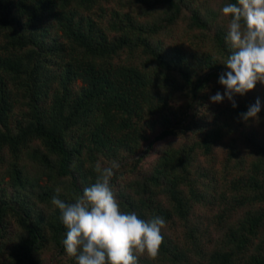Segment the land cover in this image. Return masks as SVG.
Listing matches in <instances>:
<instances>
[{
    "label": "trees",
    "instance_id": "trees-1",
    "mask_svg": "<svg viewBox=\"0 0 264 264\" xmlns=\"http://www.w3.org/2000/svg\"><path fill=\"white\" fill-rule=\"evenodd\" d=\"M230 2L0 0V172L13 188L9 200L0 189V264H47L48 253L77 264L51 201L75 203L98 155L119 164L110 183L122 212L166 221L142 264H264V83L236 108L210 100L225 90ZM257 99L259 119L243 121ZM218 185L194 227L185 210ZM161 191L180 212L151 206Z\"/></svg>",
    "mask_w": 264,
    "mask_h": 264
},
{
    "label": "clouds",
    "instance_id": "clouds-1",
    "mask_svg": "<svg viewBox=\"0 0 264 264\" xmlns=\"http://www.w3.org/2000/svg\"><path fill=\"white\" fill-rule=\"evenodd\" d=\"M221 13L229 19L226 42L232 52L223 62L227 71L218 81L225 90L210 100L220 103L226 98L236 108L237 95L242 97L257 82L264 83V0H235L226 3ZM260 111L261 102L257 99L240 113V118L245 122L258 120ZM118 168L116 162L105 168L97 164L96 181L83 189L75 203L52 197L67 229L63 246L77 264H138L134 253H147L153 258L159 253L164 239L161 229L166 221L161 216L144 220L135 212L121 211L110 183L113 169Z\"/></svg>",
    "mask_w": 264,
    "mask_h": 264
},
{
    "label": "rangeland",
    "instance_id": "rangeland-1",
    "mask_svg": "<svg viewBox=\"0 0 264 264\" xmlns=\"http://www.w3.org/2000/svg\"><path fill=\"white\" fill-rule=\"evenodd\" d=\"M220 21H221V26L227 27V24L229 22L228 18H226L223 15H221ZM178 101L179 102H184V101L186 102V98L183 97V96H180L178 98ZM224 142H225V140L222 139L221 140V152L223 153V155L225 154L224 148H223V143ZM218 144H217V146H218ZM88 162L92 163L94 166H97V164H99L101 166V168H105V167H110L112 165V163L114 162V160L113 161H106L104 159L103 155H98V157H96L93 160L88 159ZM220 166H222V165H220ZM220 169H222V168H220ZM113 171H114V175H115L116 169H113ZM10 177H11L10 174H4V173L0 172V189L2 191V188H4L8 192V193L4 194V197L6 198V200L10 199L11 195H10L9 190L12 192V189H13V188L10 189V187H9V182L8 181H10ZM204 177H205V175L202 174V176L198 177L195 181H197L199 184L200 183H204L205 185H207L208 184L207 181H206L207 178H204ZM126 179H129V177H127ZM220 183H222V182H220ZM8 187H9V189H8ZM224 187H225V185L222 183V188H224ZM1 191H0V193H1ZM222 192L223 191L220 188V185H218L217 191H215L213 188L209 189L206 194L204 193V196L201 195L203 192H201L200 189H198V194L200 193L199 194L200 196L205 197V199H204L205 202H198L199 200L196 201V202L195 201H191L189 209L185 210L186 211V215L189 217V221L191 222V224L194 227H199V226L201 227L203 220H206V218L208 216L207 207L211 203V199H210V197L208 195L209 194H213L214 196H212V197H218ZM206 196H208V197H206ZM149 202H151V206L152 207H155V208H157L159 210L160 209H170V208L176 207V203L174 202V198H172L168 193H166L164 191L158 192V193H156V195L153 194L150 197ZM186 206H187V203H186ZM176 209L179 212L181 210L178 207H176ZM175 220H176V224H178V227H180V228H178V230L182 229V227H184V228L186 227V225L184 224L185 220H182V218L177 217V218H175ZM15 225H17V222H14V219H13L12 225L9 226L10 227L9 228L10 233L13 236H14L15 232H14V229H12V228ZM167 229H168V227H167ZM211 231H213L214 234H217V236L221 235V232L217 231L216 229H211ZM178 235L180 236L181 239H184V234L178 233ZM12 240L14 241V238H12ZM12 240H11V243H13ZM248 248H250V247H248ZM134 254L137 255V257H138V264H142V262H143V260L145 258L152 259V257L147 255V253H143V254L134 253ZM47 255H48L47 264H54L55 263L54 259H56L58 256L57 255H52V254H49V253ZM165 261H162V260L159 259V264H169L166 259H165ZM160 262H164V263H160ZM242 264H245V262H243Z\"/></svg>",
    "mask_w": 264,
    "mask_h": 264
}]
</instances>
